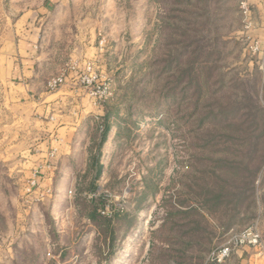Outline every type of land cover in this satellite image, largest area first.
Masks as SVG:
<instances>
[{"label":"rangeland","instance_id":"obj_1","mask_svg":"<svg viewBox=\"0 0 264 264\" xmlns=\"http://www.w3.org/2000/svg\"><path fill=\"white\" fill-rule=\"evenodd\" d=\"M42 7L55 66L47 82L60 66H103L95 69L107 88L101 104L118 114L103 143L92 124L65 162L75 208L62 228L49 215L23 220L25 180L10 159L16 153L7 154L0 264H213L208 253L227 232L250 224L259 246L230 263L264 264V0H0V41L18 18L37 24ZM252 38L262 49L252 51ZM14 114L0 104V125ZM224 120L235 125L230 132L213 126ZM94 208L95 220L84 221Z\"/></svg>","mask_w":264,"mask_h":264},{"label":"crops","instance_id":"obj_2","mask_svg":"<svg viewBox=\"0 0 264 264\" xmlns=\"http://www.w3.org/2000/svg\"><path fill=\"white\" fill-rule=\"evenodd\" d=\"M35 13L38 25L24 23V19L18 18L10 34L0 41V92L3 94L0 104L5 110L10 108L17 113L13 115L15 120L7 122L5 119L0 125V163L11 161L7 160L8 153H16L10 159L13 167L22 171L24 180L33 168L41 166V186L51 188L52 196L21 210V215L23 220L30 213L38 220L49 215L55 219V228H62L75 208L66 193L67 188L63 187L68 173L65 162L73 159L78 137L104 114V107L96 103L78 82L77 75L85 60L79 66L58 67L60 71L57 69L56 75H64V83L57 89H48V74L53 73L50 68L55 66H48L51 58L43 45L44 36L39 24L46 10L42 7ZM93 61L97 63L95 56ZM103 68L94 66L100 72ZM83 220L92 222L95 218L89 215ZM15 228L25 226L16 224ZM238 250L234 252L240 254L246 248ZM239 263L245 264L246 260Z\"/></svg>","mask_w":264,"mask_h":264},{"label":"built area","instance_id":"obj_3","mask_svg":"<svg viewBox=\"0 0 264 264\" xmlns=\"http://www.w3.org/2000/svg\"><path fill=\"white\" fill-rule=\"evenodd\" d=\"M242 13L245 16V27L249 28L251 25L250 21H247L249 17V8L245 2L241 3ZM261 43L252 38L251 49L253 52L259 51ZM83 69L80 72L78 78L80 84L86 88L88 95L93 98L96 103L103 102L107 97V88L97 84V76L92 63L85 62ZM64 75H58L51 78L47 82L49 90H54L64 83ZM41 166H37L31 170V174L25 179L22 193V202L25 209L31 206L41 203L45 198L52 196L51 188H44L41 186ZM68 195L72 194L71 190H68ZM94 194L90 195L93 197ZM107 209H98L97 212L101 215L106 213ZM226 235H229L225 242L216 248H213L207 257V261L213 264H231L230 260L234 251L244 247H257L260 244L261 234L256 224H250L249 226L239 230H230Z\"/></svg>","mask_w":264,"mask_h":264},{"label":"trees","instance_id":"obj_4","mask_svg":"<svg viewBox=\"0 0 264 264\" xmlns=\"http://www.w3.org/2000/svg\"><path fill=\"white\" fill-rule=\"evenodd\" d=\"M189 75V74H188ZM193 84V82H192V80L190 79L189 80V84L188 85H192ZM197 93H198V96H202V92H201V89L200 90H198L197 91ZM104 114L101 116V117H99L98 118V120L95 122V124L97 125V127L98 126H101L102 127V130H101V133H100V143H103L104 141H105V139H106V137H107V134H108V132H109V130H110V124H109V120L112 118V116H114V115H117L118 113V111L117 110H110L107 106H106V104H104ZM210 123L207 121V117H203L201 120H200V125L201 126H205V125H209ZM215 125V128H217V129H219V130H222V131H231L232 130V128H234L235 127V125L233 126V125H231V124H228L227 123V121H222V123H219V124H213V126ZM228 137V136H227ZM215 137L213 136V139H214ZM212 139V140H213ZM238 143H234L233 145H237ZM94 167H95V175H94V177H97V176H99V174H100V172H101V167H100V165H99V163H98V161L97 160H95V162H94ZM223 169H225L224 171H226V173H228V175L229 176H231V177H234V175L235 176H238L239 175V172H238V170H237V168H233V167H228V168H223ZM222 187L225 185V183L227 182V179H225V180H222ZM90 187L91 188H94L93 187V183L91 182V184H90ZM93 190V189H92ZM217 198L218 197H215L214 199L217 201ZM95 211H96V208H94V210L92 211V213L91 214H89L90 215V217L92 218V219H94L95 218Z\"/></svg>","mask_w":264,"mask_h":264}]
</instances>
